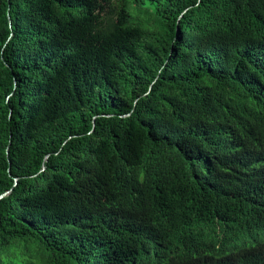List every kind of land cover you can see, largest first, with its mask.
<instances>
[{"label":"trees","instance_id":"trees-1","mask_svg":"<svg viewBox=\"0 0 264 264\" xmlns=\"http://www.w3.org/2000/svg\"><path fill=\"white\" fill-rule=\"evenodd\" d=\"M0 264H264V0H0Z\"/></svg>","mask_w":264,"mask_h":264},{"label":"water","instance_id":"water-1","mask_svg":"<svg viewBox=\"0 0 264 264\" xmlns=\"http://www.w3.org/2000/svg\"><path fill=\"white\" fill-rule=\"evenodd\" d=\"M10 191H11V190H8L7 192L3 193V194L1 195V197H4L5 195H7L8 193H10Z\"/></svg>","mask_w":264,"mask_h":264}]
</instances>
